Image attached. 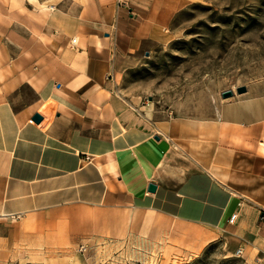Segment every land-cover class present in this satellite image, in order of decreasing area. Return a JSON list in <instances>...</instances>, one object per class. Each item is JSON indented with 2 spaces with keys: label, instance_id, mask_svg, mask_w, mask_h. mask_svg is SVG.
<instances>
[{
  "label": "crops",
  "instance_id": "1",
  "mask_svg": "<svg viewBox=\"0 0 264 264\" xmlns=\"http://www.w3.org/2000/svg\"><path fill=\"white\" fill-rule=\"evenodd\" d=\"M190 2L0 0V225L18 224L7 253L27 225V264H96L134 230L164 223L198 251L223 240L245 264H264V154L245 143L264 140V94L248 87L197 119L159 115L117 90L121 65ZM50 99L47 127L32 122ZM237 131L248 133L240 144L229 139ZM160 238L150 248L187 251Z\"/></svg>",
  "mask_w": 264,
  "mask_h": 264
},
{
  "label": "rangeland",
  "instance_id": "2",
  "mask_svg": "<svg viewBox=\"0 0 264 264\" xmlns=\"http://www.w3.org/2000/svg\"><path fill=\"white\" fill-rule=\"evenodd\" d=\"M171 15L159 27L158 41L132 52L134 58L121 65L117 90L122 96L162 116L202 119L218 113L223 91L232 89L237 94L238 87L255 86L258 93L264 94V0H191ZM236 134L248 135L230 132L229 139L236 144L243 140L238 142ZM143 216L149 218L148 214ZM109 221L114 225L120 222L117 217ZM146 225L143 222V227ZM174 225L171 223V228ZM14 226L18 224L13 219L0 225V264L28 263L19 250L27 238L23 233L27 225H19L13 235L17 250L6 251L5 236ZM151 227L137 234L134 230L120 252L110 258H97L96 264H245L242 255L236 254L237 249L223 240L208 243L198 251L171 237L170 226L162 223L156 229L157 223H153ZM179 227L184 237L188 227ZM158 233L165 236L159 239L164 245L174 243L187 247V251L150 248ZM108 236L119 238L118 232ZM143 238L146 242L141 243Z\"/></svg>",
  "mask_w": 264,
  "mask_h": 264
},
{
  "label": "water",
  "instance_id": "3",
  "mask_svg": "<svg viewBox=\"0 0 264 264\" xmlns=\"http://www.w3.org/2000/svg\"><path fill=\"white\" fill-rule=\"evenodd\" d=\"M247 91L246 86H241L237 88V93L242 94ZM235 95V91L232 89L226 90L222 92L223 99H228L230 97H233ZM56 109V101L53 99H50L46 101L42 107L39 109V111L34 115L33 121L40 124L42 127H47V125L52 120L54 113ZM158 186L155 183H150L149 185V191L150 192H156Z\"/></svg>",
  "mask_w": 264,
  "mask_h": 264
},
{
  "label": "bare ground",
  "instance_id": "4",
  "mask_svg": "<svg viewBox=\"0 0 264 264\" xmlns=\"http://www.w3.org/2000/svg\"><path fill=\"white\" fill-rule=\"evenodd\" d=\"M32 1H35V0H32ZM42 8L44 9H50L49 8H45L46 6L45 5H42L41 6ZM243 138L242 135L240 134H236V137L235 139L239 142V140H241ZM246 144L247 146H249L252 150H254L255 152H259V153H262L264 154V140L260 141L259 139H250L249 137L247 138L246 140ZM113 249V248H112ZM111 247H106L105 251H111L112 250Z\"/></svg>",
  "mask_w": 264,
  "mask_h": 264
},
{
  "label": "built area",
  "instance_id": "5",
  "mask_svg": "<svg viewBox=\"0 0 264 264\" xmlns=\"http://www.w3.org/2000/svg\"><path fill=\"white\" fill-rule=\"evenodd\" d=\"M32 122H34L33 120H31ZM237 218V214H234L231 218V222L233 223L235 221V219ZM80 252H85L86 251V247L84 245H82L80 248H79ZM243 253V249L242 248H238L236 250V254L237 255H242Z\"/></svg>",
  "mask_w": 264,
  "mask_h": 264
}]
</instances>
